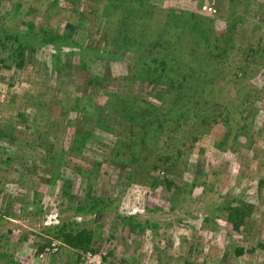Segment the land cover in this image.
I'll return each mask as SVG.
<instances>
[{"label":"rangeland","instance_id":"374dc122","mask_svg":"<svg viewBox=\"0 0 264 264\" xmlns=\"http://www.w3.org/2000/svg\"><path fill=\"white\" fill-rule=\"evenodd\" d=\"M85 1L96 8L98 18L83 16ZM128 1L135 8L149 9L151 15L154 12L161 23L167 21L160 49L166 48L167 58L176 61L173 54L180 56L172 49L180 46L183 61L176 62L186 71L191 54L201 60L206 46L197 44L202 38L210 49L229 43L241 49L232 52L227 65L203 72L199 85L168 72L167 78L163 75L162 81H155L136 73L131 57L135 54L114 46V30H123L131 13L127 5L110 25L100 15L107 0H0L4 31L23 33L25 21L35 23V32L39 28L62 32L67 22L76 24L71 35L75 45L61 48L62 68L57 74L50 65L49 54L54 51L50 45L34 51L27 46L24 64L18 68L16 61L1 62L9 50L2 51L0 41V129L4 130L0 264H264V0ZM171 11L185 27L177 31L175 25L181 20L172 21L167 15ZM191 12L202 15L200 26L185 20ZM173 28L183 36L180 41L171 37ZM190 28L196 32L192 36ZM155 39L146 42L148 49ZM258 43V52L247 57L248 47ZM109 48L113 52L107 55ZM240 66L246 67L244 79ZM84 93L91 98V107L82 114ZM114 95L121 104L128 100L130 105L139 97L160 112L171 107L178 119L167 122L155 140L161 146L166 135L173 137L172 151L177 152L169 160L173 167L162 169L156 168L162 161L158 158L168 150L157 151L160 155L156 154L148 173L157 178L156 185L147 179L130 183L113 164L95 166L103 154L112 152L120 136L127 135L120 127L121 117L114 119L110 110H104ZM164 95L180 98L168 105L160 100ZM77 97L81 101L76 102ZM225 108L244 125L236 138L224 143L226 127L214 117ZM180 114L187 115L186 121ZM103 119L109 120L107 125L101 124ZM175 124L179 127L171 132ZM4 133L11 137H3ZM82 135L87 142L75 143ZM75 147L78 150L73 151ZM77 165L86 171L78 172ZM87 183L92 195L105 201L99 216H81L73 209L83 202ZM234 199L253 205L239 230L220 209ZM66 220L94 228L93 251L74 250L56 239L58 225ZM236 248H242L243 254L237 255Z\"/></svg>","mask_w":264,"mask_h":264},{"label":"trees","instance_id":"16d2710c","mask_svg":"<svg viewBox=\"0 0 264 264\" xmlns=\"http://www.w3.org/2000/svg\"><path fill=\"white\" fill-rule=\"evenodd\" d=\"M230 1L228 3H231ZM236 2L237 0H233V3ZM83 4V9L86 13L83 16L88 17L89 15H91L98 18L99 12L96 13V8H93V6L91 5L89 6L86 1ZM124 5H127L128 8L130 7L131 13H129L130 15L128 17V22L123 28V30H114V34L117 35L116 40L113 39L114 46L125 53L127 52L135 54V56L132 55L131 57L135 59L134 67L136 73L140 72L141 74H146V79L152 77V80L162 81L161 78L163 77V75L164 77H166L167 75H165V72H168L171 75H174L175 73L179 77L182 76L181 79L184 81L190 82V80H193L196 82L194 83V85H199L200 80L198 81L197 79L201 77V74L203 72H205L206 74L208 69L209 71L215 70L219 69L221 65H227L228 58L230 57V55H232V52L235 51L236 48L241 49L240 47H237L235 45H230V43L226 47L219 48L215 45L213 49H210L208 45L210 43H207L206 40L202 38V41L199 40V43L197 44V47H200V45L202 47L206 46V49L201 51V60L197 61L195 59V56L191 54V59H188V61H186V63H188V70L186 71V69L182 68V64H180V62L183 61V51L181 50L180 46L177 47L175 45L176 47L172 49L174 52H177V54L180 56V58H178L177 55L173 54L174 57H177L175 58V60L180 62L169 60L167 58L168 54L166 52V48H164V50L160 49V47H163L162 42L163 37L165 35L163 33L165 32L163 27L168 26L167 21L165 23H161L160 20L155 19L154 12L152 13V15L149 13V9H143L142 6L141 8H135L134 5H132L128 0H107V3L103 7L102 13L100 14L102 16V21L105 22L104 24L112 25L116 19L115 16H119V12L122 10ZM19 8L20 5L16 4L14 12L18 13ZM167 15L172 21L175 18L177 20H181L178 24L175 25L177 31L178 28H180L181 26L185 27L184 21L178 18V16L175 15L173 11L169 12ZM244 15L247 17V14L245 12ZM201 18V14L196 15V13L191 12L190 16L185 17V20L192 19L196 27L202 24H198ZM83 19L84 18L82 17V20ZM23 25L25 26V31L23 33L15 31L9 32V30L4 31V28H0V41H3L4 43L5 41H7L8 43L6 44L7 46H4L3 43L4 49L2 51H4L6 48L7 50H9L8 55L5 58H1V62H10V60H12L11 62L16 61V66L18 68H21V66L24 64V50L27 48V46L30 50L34 51L35 49H40L45 44H48L54 50L49 54V56H51L50 65L53 66L51 67V69L55 74L60 72L62 68L60 64V56L62 53L61 48L63 46L75 45L73 40L71 39V35L73 32H75L76 24L67 22L62 32L52 31L50 29L45 28H39V30L35 32V23L32 21H25L23 22ZM173 29L174 32H170L171 37L174 40L179 39L178 41H180L183 36L181 34H178L175 28ZM188 30H190L189 35L192 36L191 32H194L195 29L190 28ZM182 32H184V28H182ZM148 38H156L155 43L151 46L150 49L147 48L146 42H150L152 41V39ZM21 39H24V44L22 43ZM14 40L16 42L13 44ZM259 46V43L258 46L255 47L250 45L247 49L246 56L249 57L250 55L253 57L255 53L258 52ZM109 50L112 51L111 48H109L107 50L108 52H106L107 55H109L110 53ZM157 52H163V55H160L155 58L152 57V54ZM199 52H197V54ZM190 53H194V51H191ZM151 64H155V67H153L152 69ZM5 66L10 68L12 64H5ZM195 66H197V68H195ZM238 70L242 71L241 77L244 79L247 73L246 67L240 66ZM44 76H48V74H45ZM97 78V76L91 77V79L94 80H96ZM90 82L91 81H89L88 83ZM172 86L173 85H171L168 89L172 88ZM168 89L166 92H168ZM82 95L85 99L87 98L86 104L82 105V114H84L86 106L91 107V98L85 93ZM192 96H194L193 98L197 99L196 95ZM112 98H114L112 102H110V100L107 101L108 104L104 106V110H110L114 114V119L119 118V116L121 117L119 121H123V123L122 125L120 124V127L124 130V134L127 135H124V137L120 136L118 140H116V145H114L115 148L112 149L113 153L109 151V154H103V160L97 162L95 166L100 165L102 162L113 164L115 168L122 171L121 175H124L127 179H129L130 183L135 182L136 184H139L140 182H145V179H147L152 181V183L156 185L157 178H154L148 173L151 168V163H153V159L156 158L157 151L159 149L161 151L164 148L168 150L166 155L158 158L162 159V161L158 162L157 166L156 164H154L156 168L160 167L162 169H168L169 167H173V164L170 163L169 160H171L173 154H176L177 152L172 151L173 148L171 146L173 142H171L170 139L172 140L173 137L166 135L161 146L155 144V140L158 137L159 133L162 134L164 132L165 125L167 122H169L170 120L177 121L178 119L173 114L171 107L167 110L166 113L160 112L159 110H157V107H155L152 102L143 98L137 97L133 99L130 105L128 104V100L125 104H121V102H123L120 100L121 98H116L115 95ZM179 98L180 97L177 95L173 97H171V95H164L163 98H160V100L163 104L170 105L175 104L176 100ZM74 100L76 102H79L81 101V98L77 97L74 98ZM220 114L221 115H215L214 121L216 123L220 122L226 127V139L223 138L221 140L225 143L227 142L228 138H236L238 136V133H241V129L244 124L240 123V120H237V118H232L229 108L221 110ZM180 116L183 117V119L186 121V114H180ZM250 116L252 118V115ZM106 120L109 121L108 119H103V122L101 124L107 125ZM138 120L140 121L139 123ZM178 127L179 125L175 124L170 131L176 132ZM150 129L154 133L150 132ZM3 131L4 130L0 129V135L1 133H3ZM235 134L236 136L234 137ZM2 136L11 137V135L8 133H4ZM74 141L75 143L80 141V145H83V143L87 142V137L82 135L79 139ZM72 149L73 151L75 149L78 150V147ZM61 154H63V150L61 151ZM157 155L159 156L160 153ZM98 157L102 158L101 155H98ZM76 169L78 172H83L86 167L77 165ZM98 169L99 168H97V170ZM142 173L146 175L142 176ZM57 174L59 175V173ZM59 177H62L61 174ZM62 179L64 180V182L62 183L64 185H68V179L66 180V178L64 177H62ZM87 185L88 186L86 192H84L83 195V202H78V204L73 206V209L76 210V214H80L81 216L93 215L94 217L96 213H99L97 214L99 216L101 215V212L104 211L105 207L103 206L105 205V201L92 195L90 185L88 183ZM172 202H175V199H172ZM220 209L225 210L227 222H229L235 230H239L240 227L245 223L246 218L250 216L253 209V205L244 201H239L238 199H234L233 201H228L225 206L221 207ZM130 218L132 219L134 217ZM94 231V228L78 225L74 221L66 220L58 225V229H56L55 231L57 233L55 237L56 239L62 241V243L65 244L68 248L83 252L93 251L92 247L95 243V240L97 239L95 237ZM235 251L237 255H241L243 254L244 250L242 248H236Z\"/></svg>","mask_w":264,"mask_h":264}]
</instances>
